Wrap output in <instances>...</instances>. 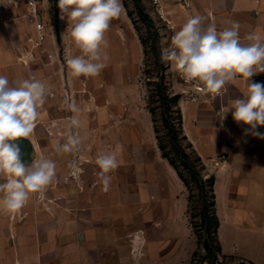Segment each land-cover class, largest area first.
Here are the masks:
<instances>
[{"label": "crops", "instance_id": "crops-1", "mask_svg": "<svg viewBox=\"0 0 264 264\" xmlns=\"http://www.w3.org/2000/svg\"><path fill=\"white\" fill-rule=\"evenodd\" d=\"M163 8L172 29L165 31L158 28L162 31L161 44H170L174 32L195 14L205 17V24L214 23L217 31L230 27L233 21L239 22V33L244 43H248L243 38L249 33L260 36L264 41V0H185L184 4L165 0ZM37 10L40 21L45 25L42 51L34 53L37 60L23 65L21 60L28 49L26 39L36 35L33 23L26 17L30 9L25 0H0V75L7 76L12 86H15L14 82L31 75L51 88L53 94L38 109L40 115L33 134L28 139H20L25 140L28 145L23 164L31 165L33 160L44 156L56 162L58 173L67 167L63 164L65 159L62 163L58 159L61 154L55 151L56 147L52 142L56 145V142L60 141V126L68 124L69 117L74 115L62 107V102L65 95H71L76 101V95L80 91L78 86L82 81L81 77L68 75L66 58L79 55L80 52L71 40L68 18L65 16L61 19L60 9V44L56 42L49 23L48 0L39 2ZM121 15L126 21L112 20L110 29L105 33V39L108 41L107 47L104 48L108 56L105 69L109 66L113 68L116 64L121 70L118 86L122 87L117 90L121 98L117 105L127 110L124 97L129 79V60L125 43H128L129 39V25L126 12L122 11ZM48 54L52 56L50 62L46 57ZM85 80L89 81L90 77ZM110 80L111 90H108L109 86L105 83L106 92L112 93V98L107 94L109 98L106 100V115L114 106L115 88ZM250 81L264 85V73L252 76ZM226 89L222 98L216 97L208 102L192 104L179 101L181 134L200 162L205 163L215 156H226L221 166L215 169L212 186L218 220L217 241L221 254L231 253L227 252L219 241L218 233L224 221H227L228 229L236 236L245 237L249 241L259 238L258 243L254 242L261 246L264 244V139L253 135L249 125L236 122L231 111L223 120L218 117L221 104L230 106L233 100L243 98L247 84L238 78L234 83L226 85ZM105 118L106 123L109 121L114 124L112 115ZM255 131L264 134V125L258 126ZM154 168L164 171L168 179H178L175 170L168 164L155 165ZM152 171L155 173L154 177L148 178L150 183L145 185L143 193L140 192L139 196L145 199V204L154 208L160 203V198H166L169 192L168 184L161 181L155 169ZM217 186L222 193L221 209L216 201ZM93 187L92 184L90 189L82 194L79 182H73L72 186H69L65 180L55 181L46 188L43 200L39 198V193L30 194L22 209L10 212L9 235L4 236L6 238L1 242L5 245V239L8 238L10 264H123L115 260L113 243L107 242L102 246L98 245V241L91 239L97 237L96 228L92 225L99 218V215L92 211L95 204ZM155 213L151 221L157 225L158 221L162 220V224L163 217L158 218ZM139 231L143 232L144 238L145 232ZM151 231L154 234L159 232L156 228ZM170 233L177 235L176 229ZM141 237L142 235H139V239Z\"/></svg>", "mask_w": 264, "mask_h": 264}, {"label": "rangeland", "instance_id": "rangeland-1", "mask_svg": "<svg viewBox=\"0 0 264 264\" xmlns=\"http://www.w3.org/2000/svg\"><path fill=\"white\" fill-rule=\"evenodd\" d=\"M41 1L38 0V2ZM136 1L121 0L129 25V39L128 43H125L129 60V79L124 97L127 110H123L117 105L121 98L117 90L122 86H118L120 79L118 76L121 70L116 64L113 68L110 66L108 69L104 68L98 76L90 77L89 81L85 80L86 77L81 76L82 81L78 86L80 91L76 95V103L81 108V112L76 115L81 120L77 131L82 143L76 156L60 155L58 159L61 163L65 159L63 164H66L67 169L57 173L56 181L64 182V178L67 176L69 186H72L73 182L77 183L69 175L71 170H68L69 162L76 159L78 165L83 169L79 181L82 194H85L92 184L95 190L93 195L95 204L92 206V211L98 214L99 218L92 225L94 229L96 228L97 237L91 239L98 241V245L102 246L107 242L113 243L115 260L119 263L209 264L203 244L204 241L209 240L214 246V236L211 233L207 237L202 226L197 182L192 179L171 149L167 130L162 123L160 95L156 88L157 81L162 75L164 95L170 98L178 97L176 95L179 85L178 71L170 63L162 62L163 72H160L156 58L161 60V51L168 48L169 42L161 44L160 34L162 31L160 32V29L158 30L156 27V21L154 23L151 19L152 17L156 20L152 7L147 1L139 0L140 7L151 19L153 28L158 35V51L156 54L153 53L151 47L154 32L151 29V24L142 20L139 15ZM48 5L50 9L51 2L49 0ZM121 18H123L122 15L118 20L126 21ZM49 23L51 24L50 18ZM109 80L114 84L115 91L114 106L112 110H108L107 115L113 116L114 124H110L109 121L106 123L105 118L107 116L105 113L106 100L109 98L107 94H110V98H112V93L106 92V85H110ZM111 89L112 86H109L108 90ZM179 101L180 99L176 98L169 106V117L174 121L178 131V135L176 134L178 145L185 151L190 162L198 168L202 181L206 182L209 177L215 175V169L209 161L195 162L196 154L188 143L181 139L179 121H176L180 113ZM67 125L59 128L62 135L59 136L60 141L58 142L61 144L66 139ZM13 143L18 145L21 161H24V153L28 148L27 142L18 138ZM52 144L56 147L55 142ZM118 144L123 145V151L117 152L120 166L110 173L112 176L111 187L109 191L104 192L98 183L97 173L100 169L95 163L96 156L100 151L115 150ZM159 144L164 147L163 153L167 158H163ZM169 161L176 164L182 179L179 177L177 180L168 179L164 171L154 168L155 165H169ZM153 169L156 170V175L161 178V181L168 184L167 191L169 192L166 198H160V203L156 204L154 208L145 204V199L139 196L140 192L143 193L145 185L150 183L148 178L154 177ZM4 182L5 178L0 176V183ZM208 185L207 182L205 196L207 212L211 214L212 196ZM216 195L218 207L221 209L222 193L219 186L216 188ZM2 199L3 194L0 193V201ZM154 213L158 218L163 217L162 224V220L159 219V224H153L151 220ZM10 224V212L0 205V264H10L8 238L5 239V245L1 244L6 238L4 236L9 235ZM153 228L159 232L154 234L151 231ZM175 229L177 235L171 234L170 231ZM139 230L145 232L144 238L143 232L141 233ZM139 235H142L140 239ZM218 236L223 248L227 252H231L222 253V256L218 258V264H236L239 261L249 264H264V244L263 246L257 245L259 238L249 241L245 237L236 236L228 229L227 221L222 222Z\"/></svg>", "mask_w": 264, "mask_h": 264}, {"label": "clouds", "instance_id": "clouds-1", "mask_svg": "<svg viewBox=\"0 0 264 264\" xmlns=\"http://www.w3.org/2000/svg\"><path fill=\"white\" fill-rule=\"evenodd\" d=\"M61 19L67 16L68 30L79 55L66 58L70 77L86 78L98 76L106 67L108 59L104 48L108 41L105 33L110 29L111 21L118 19L123 11L121 0H59ZM205 17L195 14L171 37L168 48L161 51V61L170 63L181 73L186 84L198 83L203 93L223 97L226 85L238 78L247 84L243 98L235 99L230 106L221 104L217 113L223 120L231 111L236 122L250 126L252 134L264 139V134L255 131L264 125V85L251 82L250 78L264 73V41L260 36L249 33L243 39L239 33V22H231L230 27L217 31L214 23L205 24ZM10 84L7 76L0 75V183L3 199L0 205L9 212L22 209L30 194L39 193L43 200L46 188L57 180V165L52 159L41 156L31 165L21 162V152L16 143L18 138H29L36 128L39 118L38 109L52 90L35 76ZM62 107L74 115L69 117L64 143H57L55 151L59 154L76 156L82 143L77 129L81 120L75 114L81 112L75 99L65 95ZM123 151V145L115 150L100 151L95 163L101 190L109 191L112 182L111 172L120 165L117 152ZM69 175L77 182L83 169L77 160L69 162ZM68 182V177L64 178ZM135 251V250H134Z\"/></svg>", "mask_w": 264, "mask_h": 264}, {"label": "trees", "instance_id": "trees-1", "mask_svg": "<svg viewBox=\"0 0 264 264\" xmlns=\"http://www.w3.org/2000/svg\"><path fill=\"white\" fill-rule=\"evenodd\" d=\"M51 2V7L49 9V15H50V22L51 26L53 28L54 36L56 39V42L60 44V38H59V32H58V17H59V8H58V2L59 0H49ZM136 6L138 9V13L141 16L142 20L148 21L149 24H151V29H153V34H152V47L151 50L153 51L154 54L158 51L157 47V32L153 28V24L151 22V19L147 14L143 11V8L140 7V1H136ZM156 56V55H155ZM156 63L159 66L160 72H163V63L160 59L156 58ZM156 88L158 89L159 95H160V104H161V118H162V123L167 130V136L169 139V143L171 145V149L174 152L175 156L178 158V160L181 162L182 166L189 172L190 176L192 179H194L197 182V189H198V198L200 200V218L202 220V226L203 229L208 236L211 235V233L214 236L215 240V245L213 246L209 240L204 241L203 247L205 251L207 252V257L209 264H218V258L221 255V250L217 241V228H218V220L215 214V209H214V200H213V195H212V186L214 182V177L211 176L206 180V182L202 181V178L200 176V172L197 167H195L194 163L190 162L189 157L186 155L185 151L178 145V139L176 137V134L178 135V131L175 128L174 121L169 117V106L172 102L178 99L179 97H167L164 95L163 88V76L161 75L160 78L157 81ZM179 118L176 121H179V131L180 129V122H181V117L180 113L178 114ZM178 123V122H177ZM181 133V132H180ZM181 139L185 140V137L180 134ZM159 149L162 153L163 158H167L166 154L163 153L164 147L162 145H158ZM168 161V160H167ZM197 163H200V159L196 156V161ZM169 165L175 170L177 173L178 177L180 179L181 176L178 172V169L176 167V164H174L173 161H169ZM209 183L210 187V193H211V198H212V212L211 214H208L207 212V203H206V196H205V185ZM205 184V185H204ZM202 264V263H199ZM236 264H249L243 261H239Z\"/></svg>", "mask_w": 264, "mask_h": 264}, {"label": "built area", "instance_id": "built-area-1", "mask_svg": "<svg viewBox=\"0 0 264 264\" xmlns=\"http://www.w3.org/2000/svg\"><path fill=\"white\" fill-rule=\"evenodd\" d=\"M147 1L149 5L152 7L156 20L152 17V21L155 23L156 27L162 28L165 31H170L172 29V25L170 21L166 17V13L163 8V3L165 0H142ZM177 3H183L185 0H174ZM28 8L30 9L27 19L33 23L34 29L36 32L35 37H28L26 39V44L28 49L25 51V56H23V60H21V64L26 65L27 63L37 60L34 57V53L37 51H42V45L45 39V25L40 21V17L37 10L38 0H25ZM149 13V12H148ZM47 59L49 62L51 61L52 56L48 54ZM178 95L180 100H183L188 103L196 104L200 102H208L214 99L215 94L212 93H203L200 91L202 87L201 84L192 83L186 84L180 72H178ZM216 98V97H215ZM226 159V156L220 155L210 158L209 162L214 169H217L221 166L222 162Z\"/></svg>", "mask_w": 264, "mask_h": 264}, {"label": "water", "instance_id": "water-1", "mask_svg": "<svg viewBox=\"0 0 264 264\" xmlns=\"http://www.w3.org/2000/svg\"><path fill=\"white\" fill-rule=\"evenodd\" d=\"M24 157H25V153H24ZM22 163L24 162V161H21Z\"/></svg>", "mask_w": 264, "mask_h": 264}]
</instances>
